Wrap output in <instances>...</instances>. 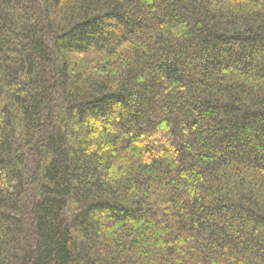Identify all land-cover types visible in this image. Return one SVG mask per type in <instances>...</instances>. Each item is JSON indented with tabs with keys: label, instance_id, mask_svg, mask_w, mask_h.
I'll return each instance as SVG.
<instances>
[{
	"label": "trees",
	"instance_id": "obj_1",
	"mask_svg": "<svg viewBox=\"0 0 264 264\" xmlns=\"http://www.w3.org/2000/svg\"><path fill=\"white\" fill-rule=\"evenodd\" d=\"M0 264H264V0H0Z\"/></svg>",
	"mask_w": 264,
	"mask_h": 264
}]
</instances>
